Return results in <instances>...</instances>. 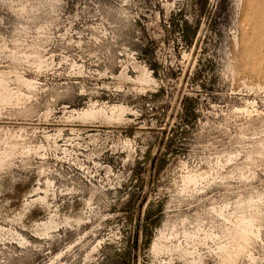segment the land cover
<instances>
[{
  "label": "rangeland",
  "instance_id": "1",
  "mask_svg": "<svg viewBox=\"0 0 264 264\" xmlns=\"http://www.w3.org/2000/svg\"><path fill=\"white\" fill-rule=\"evenodd\" d=\"M0 264H264V0H0Z\"/></svg>",
  "mask_w": 264,
  "mask_h": 264
},
{
  "label": "bare ground",
  "instance_id": "2",
  "mask_svg": "<svg viewBox=\"0 0 264 264\" xmlns=\"http://www.w3.org/2000/svg\"><path fill=\"white\" fill-rule=\"evenodd\" d=\"M258 22V21H257Z\"/></svg>",
  "mask_w": 264,
  "mask_h": 264
}]
</instances>
